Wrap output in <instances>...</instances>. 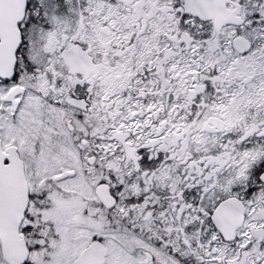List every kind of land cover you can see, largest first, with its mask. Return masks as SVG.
Listing matches in <instances>:
<instances>
[{"label":"snow or ice","instance_id":"1","mask_svg":"<svg viewBox=\"0 0 264 264\" xmlns=\"http://www.w3.org/2000/svg\"><path fill=\"white\" fill-rule=\"evenodd\" d=\"M0 264H264V0H0Z\"/></svg>","mask_w":264,"mask_h":264}]
</instances>
